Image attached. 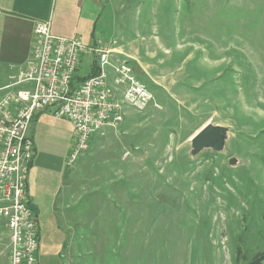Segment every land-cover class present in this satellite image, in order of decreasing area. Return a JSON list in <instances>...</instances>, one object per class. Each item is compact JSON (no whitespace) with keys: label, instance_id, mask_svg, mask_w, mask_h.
<instances>
[{"label":"rangeland","instance_id":"374dc122","mask_svg":"<svg viewBox=\"0 0 264 264\" xmlns=\"http://www.w3.org/2000/svg\"><path fill=\"white\" fill-rule=\"evenodd\" d=\"M158 3L161 40L131 64L159 109L129 111L69 166L97 240L78 264H250L264 251V0ZM207 124L227 128L225 147L192 156Z\"/></svg>","mask_w":264,"mask_h":264},{"label":"crops","instance_id":"0c3cea01","mask_svg":"<svg viewBox=\"0 0 264 264\" xmlns=\"http://www.w3.org/2000/svg\"><path fill=\"white\" fill-rule=\"evenodd\" d=\"M158 1L159 8L163 0H0V88L24 66L31 54L35 25L47 20L54 36L76 39L86 46L101 40L110 50V61L144 59L153 53L147 45L161 40L155 28L157 13L152 12ZM83 65L88 69L84 74ZM79 68L78 78L94 73L93 55H84ZM52 111L37 114L30 127L35 154L29 168L28 192L39 225L37 262L78 264L83 255L74 249L90 247L97 241L92 227L95 221L90 222L88 197L80 193L75 197V168L67 166L73 126ZM90 146L89 150L95 147ZM7 246L5 234L0 242V264L7 263ZM84 254L91 257L93 253Z\"/></svg>","mask_w":264,"mask_h":264},{"label":"built area","instance_id":"2783aa9c","mask_svg":"<svg viewBox=\"0 0 264 264\" xmlns=\"http://www.w3.org/2000/svg\"><path fill=\"white\" fill-rule=\"evenodd\" d=\"M86 54L93 55L96 74L77 82ZM149 108L159 109V104L129 60L110 61L101 40L86 46L54 36L50 20L35 25L30 57L0 88V242L6 234V264H38L39 225L28 192L33 118L52 109L55 117L72 124L70 166L89 151L95 136L117 130L129 111Z\"/></svg>","mask_w":264,"mask_h":264},{"label":"water","instance_id":"95a60500","mask_svg":"<svg viewBox=\"0 0 264 264\" xmlns=\"http://www.w3.org/2000/svg\"><path fill=\"white\" fill-rule=\"evenodd\" d=\"M228 137V130L225 127L207 124L203 126L190 140L191 155L197 156L203 150L221 152ZM234 164V160L230 161Z\"/></svg>","mask_w":264,"mask_h":264},{"label":"trees","instance_id":"16d2710c","mask_svg":"<svg viewBox=\"0 0 264 264\" xmlns=\"http://www.w3.org/2000/svg\"><path fill=\"white\" fill-rule=\"evenodd\" d=\"M131 63V62H130ZM132 65V64H131ZM133 66V65H132ZM96 74V71L92 74H90L89 76L87 77H84V78H78V76L76 77V81L77 82H82L83 80H85L86 78L92 76V75H95ZM137 77V76H136ZM138 79V77H137ZM139 80V79H138ZM140 81V80H139ZM74 84H78V83H74ZM261 261H264V251L261 252L260 254L256 255L255 256V259L254 261H252L250 264H260Z\"/></svg>","mask_w":264,"mask_h":264}]
</instances>
